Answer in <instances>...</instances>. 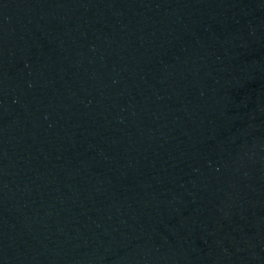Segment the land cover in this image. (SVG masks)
Instances as JSON below:
<instances>
[{"label": "water", "instance_id": "95a60500", "mask_svg": "<svg viewBox=\"0 0 264 264\" xmlns=\"http://www.w3.org/2000/svg\"><path fill=\"white\" fill-rule=\"evenodd\" d=\"M0 264H264V0H0Z\"/></svg>", "mask_w": 264, "mask_h": 264}]
</instances>
